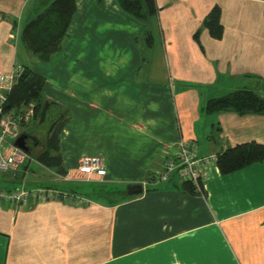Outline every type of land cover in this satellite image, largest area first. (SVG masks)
<instances>
[{"label": "crops", "instance_id": "0c3cea01", "mask_svg": "<svg viewBox=\"0 0 264 264\" xmlns=\"http://www.w3.org/2000/svg\"><path fill=\"white\" fill-rule=\"evenodd\" d=\"M52 1L0 0L2 71L25 65L21 31ZM119 1L77 0L62 47L47 61L55 72L33 66L65 119L58 154L67 173L37 159L45 145L32 137L29 151H39L31 155L46 175L66 177L46 183L119 181L144 190L110 187L119 195L106 202L96 196L102 186L80 192L23 179L28 164L35 172L31 161L0 171L1 188L54 195L0 200V264H264V159L227 173L210 163L206 194L189 192L179 174L147 181L181 139L195 143L197 156L264 144V112L206 110L209 99L236 89L264 94V0H156L148 20ZM215 5L223 36L203 28L198 41ZM97 154L105 176L76 172L82 157Z\"/></svg>", "mask_w": 264, "mask_h": 264}, {"label": "trees", "instance_id": "16d2710c", "mask_svg": "<svg viewBox=\"0 0 264 264\" xmlns=\"http://www.w3.org/2000/svg\"><path fill=\"white\" fill-rule=\"evenodd\" d=\"M120 5L129 14L140 20H148L156 16L158 4L156 0H120ZM77 11V0H53L32 18L21 31L22 43L43 62H47L60 50L69 32ZM222 8L215 5L205 16L202 26L194 34L199 36L203 28H207L215 38H221L224 26L221 20ZM46 77L31 66L23 65L5 105L7 112H25L31 105L34 108L33 119L47 120L54 108V102L44 95ZM26 108V109H24ZM208 112L234 110L240 114L264 112V94L247 88L236 89L221 97L208 100ZM52 122L44 150L37 159L48 167L56 166L61 173H67L63 159L58 154L60 139L65 125L62 112H58ZM53 126V127H52ZM27 133V132H26ZM31 136V135H30ZM264 159V144L255 141L237 144L217 155V164L224 173L232 172L253 162ZM184 188L191 193L206 194L203 184L199 187L190 180L183 181Z\"/></svg>", "mask_w": 264, "mask_h": 264}, {"label": "built area", "instance_id": "2783aa9c", "mask_svg": "<svg viewBox=\"0 0 264 264\" xmlns=\"http://www.w3.org/2000/svg\"><path fill=\"white\" fill-rule=\"evenodd\" d=\"M22 68L23 66L18 65L8 71L0 69V171L2 172L15 169L27 158V154L14 145L4 149L5 143L10 144V138L18 137V122L24 116L29 119L34 113L32 105L26 110L28 113L7 112L5 109L8 96L21 74ZM216 160V155L197 156L195 143L181 139L176 145V151L165 162L157 180H166L173 174H179L183 181L190 180L200 187L201 184L205 185L209 164ZM76 168L78 171L86 172L88 174L86 177L95 174H100L103 177L107 173L105 158L100 154L82 157ZM53 196V193L47 189H4L0 187V200L7 202L27 203L31 199H49Z\"/></svg>", "mask_w": 264, "mask_h": 264}, {"label": "rangeland", "instance_id": "374dc122", "mask_svg": "<svg viewBox=\"0 0 264 264\" xmlns=\"http://www.w3.org/2000/svg\"><path fill=\"white\" fill-rule=\"evenodd\" d=\"M39 1H41V0H39ZM36 2H37V0H36ZM28 9H29V6L26 8V10H28ZM27 13L28 12L24 13V18L27 17ZM143 36L141 37L140 41L144 40ZM144 48H146V47L144 46ZM19 60L24 62L25 64L31 66L32 68H33V66H36V68H38L39 70L48 71L49 73H54L55 72V70L51 67L50 63L43 62V61L40 62V60L37 58V55L32 53L29 49H26L25 51L22 50V52H20ZM56 61H57V63H60L61 62V58H57ZM60 79H61V77H60ZM55 108L57 110H55V109L51 110V112L47 116V120L45 122H43V123L41 122L40 119L34 120L33 116H31L29 119L26 116H24L21 119V121L18 122V129H19L18 137L22 133H26L27 132L26 134L28 135V140L30 139L27 142L28 145H30L31 147H33V145H34L33 144L34 141L31 140V137L34 140L38 141L39 145H46V140H47V137H48L47 134L49 133L48 129L51 126V123L53 122V120H54V122H59V121L55 120V117L57 115V111L60 110V112H62L61 107H55ZM24 109H26V108H24ZM26 110H23V111L26 112ZM26 113H28V112H26ZM0 129H1V127H0ZM18 137H16L15 139L10 138L9 142L11 140L15 141ZM39 145H38V147H39ZM14 146H16V145H14ZM24 152L27 154V158H26V160L23 163H21L18 166V169H22V170L24 169V167H22V166L27 161H31L33 163V167L36 165V162L33 160V156L31 155L32 151H28V152L24 151ZM35 152L39 153L38 150H35ZM35 152H32V153H35ZM166 161L167 160H165L163 162L162 167H160L159 169H156V171L151 172L150 177H149L150 179L147 180L148 182H150V180L151 181H162V180H157V179L159 178V173H160V171L163 170L164 164H165ZM30 167H31V164H28V166L26 167L27 168L26 172H25L26 173V177H24L23 179H29V180L30 179H43V181H45L44 184H53L54 185V183H46V182H50L51 179H63V178L65 179L66 178V177H64L62 175H56V176L46 175L45 172L48 171V170L45 167H41V166L36 167L35 166L34 167L35 168V172H33V169H31ZM76 170H77V168H76ZM106 170H107V168H106ZM43 171H45V172H43ZM76 172H78L81 176H88V174L86 172H82V171H78V170ZM76 172H75V174H77ZM174 175L175 174H173L172 176H174ZM97 176L101 177L100 174H97ZM69 177H72V176L70 175V176H68V178ZM170 178H168L166 180H169ZM54 181L55 180H52V182H54ZM147 183H144V184H147ZM128 184L129 183L119 182V181H102V182H95V183H90V181H81V182L69 183V184L67 182H64V183L63 182H59V183H57V185L55 184L54 186L61 187V189H66V190L72 189V190H77V191H80V192H84V190H89L91 187H95L96 186L98 188L99 186H102L103 187L102 188V194L103 195H101L99 192H97L96 196L103 198V200L106 201V202H109L111 200V198H116L119 195V194H116V193H112V190L110 189V187H113V188L114 187L115 188L116 187L117 188L118 187L119 188L120 187L127 188Z\"/></svg>", "mask_w": 264, "mask_h": 264}, {"label": "water", "instance_id": "95a60500", "mask_svg": "<svg viewBox=\"0 0 264 264\" xmlns=\"http://www.w3.org/2000/svg\"><path fill=\"white\" fill-rule=\"evenodd\" d=\"M28 135L26 133H22L16 140L15 145L17 147H20L24 151L28 152L30 150V147L28 145ZM127 190L131 195L142 193L144 190V187L141 183H134L129 184L127 186Z\"/></svg>", "mask_w": 264, "mask_h": 264}]
</instances>
